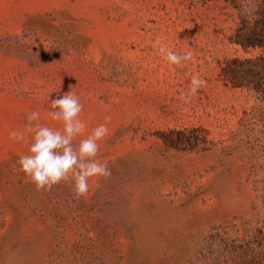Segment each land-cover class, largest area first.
Returning a JSON list of instances; mask_svg holds the SVG:
<instances>
[{
    "label": "rangeland",
    "instance_id": "obj_1",
    "mask_svg": "<svg viewBox=\"0 0 264 264\" xmlns=\"http://www.w3.org/2000/svg\"><path fill=\"white\" fill-rule=\"evenodd\" d=\"M224 0H0V264H264V92L222 76L257 58ZM157 40L194 61L171 65ZM206 81L190 103L191 76ZM68 91L108 135L111 171L77 198L18 171L9 137ZM110 117V120H105Z\"/></svg>",
    "mask_w": 264,
    "mask_h": 264
},
{
    "label": "clouds",
    "instance_id": "obj_2",
    "mask_svg": "<svg viewBox=\"0 0 264 264\" xmlns=\"http://www.w3.org/2000/svg\"><path fill=\"white\" fill-rule=\"evenodd\" d=\"M159 51L165 54V59L171 65H181L184 61H194L191 50L179 53L171 51L159 40ZM206 85L199 75H192L186 91L180 93V99L188 104L191 98ZM83 104L72 91L56 96L50 101L48 117L61 122L62 127L52 128L40 122L39 111L27 115V125L21 131H11L9 137L23 141L31 136L27 154L18 160L19 169L35 185L36 189H51L61 182H70L71 190L77 198L86 196L89 192V181L92 178H108L111 171L106 163H102L97 154L99 141L108 135L106 123L94 127L87 136L75 142L86 130V123L79 116ZM110 120V117H105Z\"/></svg>",
    "mask_w": 264,
    "mask_h": 264
},
{
    "label": "trees",
    "instance_id": "obj_3",
    "mask_svg": "<svg viewBox=\"0 0 264 264\" xmlns=\"http://www.w3.org/2000/svg\"><path fill=\"white\" fill-rule=\"evenodd\" d=\"M194 4L208 5L221 0H189ZM238 14L239 22L230 41L245 51L261 48L257 58L235 57L228 59L222 76L235 87H249L264 92V0H224Z\"/></svg>",
    "mask_w": 264,
    "mask_h": 264
}]
</instances>
